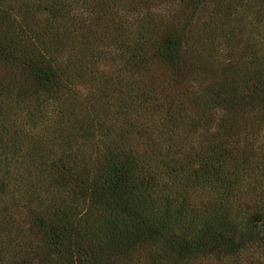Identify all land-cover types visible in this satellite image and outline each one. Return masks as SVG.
Here are the masks:
<instances>
[{
  "label": "trees",
  "instance_id": "1",
  "mask_svg": "<svg viewBox=\"0 0 264 264\" xmlns=\"http://www.w3.org/2000/svg\"><path fill=\"white\" fill-rule=\"evenodd\" d=\"M0 264H264V0H0Z\"/></svg>",
  "mask_w": 264,
  "mask_h": 264
}]
</instances>
